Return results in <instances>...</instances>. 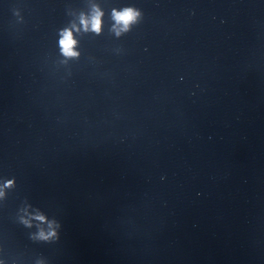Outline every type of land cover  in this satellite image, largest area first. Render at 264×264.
I'll return each instance as SVG.
<instances>
[{"label": "clouds", "instance_id": "obj_1", "mask_svg": "<svg viewBox=\"0 0 264 264\" xmlns=\"http://www.w3.org/2000/svg\"><path fill=\"white\" fill-rule=\"evenodd\" d=\"M103 13L98 9H94L91 18L81 17V25L87 31L89 28L91 31L99 33L101 31V17ZM139 15L134 9L126 8L123 11H113V19L116 21V25L119 26L117 29V35L120 31H126L131 23H133L137 16ZM76 40L73 38V32L71 29H66L62 33V38L60 40V46L62 53L67 57L77 56L78 53L74 50L76 46ZM11 181L8 182L11 185ZM2 195V193H0ZM37 219L43 220L44 217L40 216ZM54 235V233H52ZM43 235V233H41Z\"/></svg>", "mask_w": 264, "mask_h": 264}]
</instances>
